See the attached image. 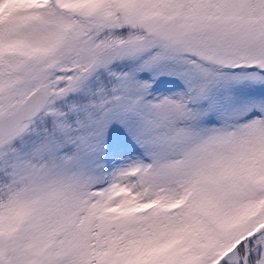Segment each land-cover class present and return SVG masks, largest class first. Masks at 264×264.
<instances>
[{"label":"snow or ice","instance_id":"obj_1","mask_svg":"<svg viewBox=\"0 0 264 264\" xmlns=\"http://www.w3.org/2000/svg\"><path fill=\"white\" fill-rule=\"evenodd\" d=\"M0 264H264V0H0Z\"/></svg>","mask_w":264,"mask_h":264}]
</instances>
